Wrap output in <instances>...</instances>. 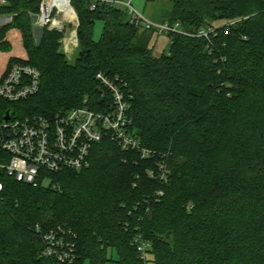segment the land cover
<instances>
[{
	"label": "trees",
	"instance_id": "1",
	"mask_svg": "<svg viewBox=\"0 0 264 264\" xmlns=\"http://www.w3.org/2000/svg\"><path fill=\"white\" fill-rule=\"evenodd\" d=\"M170 2L164 21L187 34L168 35L171 49L156 56L154 32L130 24L125 8L92 12L90 2L73 0L74 63L60 33H37L41 0L0 5V15L12 16L0 26V51L18 42L24 63L42 74L39 92L19 104L25 112L51 115L85 99L98 109L103 73L126 86L135 133L157 153L144 160L105 141L93 147L89 169L46 174L36 187L8 180L0 264H58L43 256V235L59 226L75 247V260L62 264H106L108 250L120 264H145L132 245L138 232L152 244L147 264H264V0ZM96 20L104 22L99 40ZM210 27L209 39L195 36ZM22 60L0 55V82ZM159 153L167 183L147 174Z\"/></svg>",
	"mask_w": 264,
	"mask_h": 264
},
{
	"label": "built area",
	"instance_id": "2",
	"mask_svg": "<svg viewBox=\"0 0 264 264\" xmlns=\"http://www.w3.org/2000/svg\"><path fill=\"white\" fill-rule=\"evenodd\" d=\"M90 2L94 12L99 5L121 7L127 10L130 24L137 28L153 31L157 35L180 33V24L157 23L133 8L132 0H77ZM73 0H41L39 12L34 17L36 29L67 33L75 37L78 44V15ZM75 16L76 19L71 17ZM70 25L75 28L69 31ZM69 31V32H68ZM213 28L201 29L195 36L209 39ZM65 43V40H64ZM98 90L103 100L102 107H90L88 99L83 105L51 115L34 114L20 109L19 104L35 96L41 87V72L26 63H15L0 82V198L8 180L38 186L46 184V174L63 171H81L90 166L93 147L111 141L125 152L138 153L141 159L155 158L154 150L145 148L134 130L131 115L130 95L118 78L103 73L96 75ZM9 115V118L6 117ZM154 170L147 172L152 180L167 183L170 170L160 154ZM163 192L157 193L162 196ZM62 227L43 235V256L58 264L75 260L74 244L64 239ZM140 261L147 264L152 244L137 233L132 240Z\"/></svg>",
	"mask_w": 264,
	"mask_h": 264
},
{
	"label": "rangeland",
	"instance_id": "3",
	"mask_svg": "<svg viewBox=\"0 0 264 264\" xmlns=\"http://www.w3.org/2000/svg\"><path fill=\"white\" fill-rule=\"evenodd\" d=\"M4 4H5V0H0V5H4ZM132 5H133V8L137 11V13L144 15L149 20H152V21L157 22V23H169L170 22L169 20L164 21L167 19V15L169 14V12L171 10L170 0H161L160 3L158 4V6L147 4L146 0H132ZM11 20H12V16L0 15V26L10 23ZM78 27H77V29H78ZM103 27H104V22L102 20H96L95 21L94 34H93L94 40H99L101 38ZM74 28H75L74 25H70L68 30L72 31ZM36 31L38 33L37 29H36ZM181 31L183 32L182 34H187L182 28H181ZM66 34L67 33H65V35L61 34L62 37L60 39V43H61L60 48H61L62 52L64 53L66 59L70 63H74L75 58L77 57V54L79 52L78 51L79 50V41H78V44L76 45L75 39L69 38V36ZM157 36H158L157 34H153L152 40L154 38H156ZM13 38L16 39L17 37H13ZM64 40H66L65 43H64ZM163 40H165V39H163ZM163 40L160 41L161 44H163ZM170 49H171V44H169V46H168V50H170ZM0 55L7 56L8 58H12V57L23 58L22 61H16L12 65H14L15 63H19V62L24 63L25 57H27L23 46L21 44H19L18 42L11 43V51H9V52H1L0 51ZM20 109L25 110V108H23V106H21V105H20ZM90 167H91V161H90V166L87 169H89ZM43 244H44V242H43ZM44 246H45V244H44ZM108 259L109 260L107 261L106 264H120L119 263V255H118V252L116 250H108ZM85 264H88V263H85Z\"/></svg>",
	"mask_w": 264,
	"mask_h": 264
},
{
	"label": "crops",
	"instance_id": "4",
	"mask_svg": "<svg viewBox=\"0 0 264 264\" xmlns=\"http://www.w3.org/2000/svg\"><path fill=\"white\" fill-rule=\"evenodd\" d=\"M155 39V40H154ZM151 42V48L153 49L154 55L160 56L165 50L168 48L170 40L168 36L166 35H158L156 38H154ZM165 39V40H163ZM163 40V44L160 43V41Z\"/></svg>",
	"mask_w": 264,
	"mask_h": 264
},
{
	"label": "water",
	"instance_id": "5",
	"mask_svg": "<svg viewBox=\"0 0 264 264\" xmlns=\"http://www.w3.org/2000/svg\"><path fill=\"white\" fill-rule=\"evenodd\" d=\"M9 118V115L6 117V119H8Z\"/></svg>",
	"mask_w": 264,
	"mask_h": 264
}]
</instances>
